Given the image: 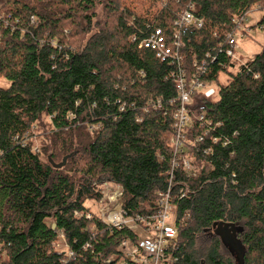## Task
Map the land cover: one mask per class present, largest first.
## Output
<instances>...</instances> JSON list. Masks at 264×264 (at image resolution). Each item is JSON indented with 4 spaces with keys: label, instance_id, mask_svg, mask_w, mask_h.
<instances>
[{
    "label": "trees",
    "instance_id": "16d2710c",
    "mask_svg": "<svg viewBox=\"0 0 264 264\" xmlns=\"http://www.w3.org/2000/svg\"><path fill=\"white\" fill-rule=\"evenodd\" d=\"M191 4L203 26L181 30L180 66L192 76L205 64L216 95L191 97L186 170L173 166L179 66L131 39L159 27L170 41ZM255 6L264 0H0V264H116L135 234L87 205L108 184L124 187L129 214L169 186L179 193L169 264H235L220 222L236 227L244 264H264V48L241 64L225 52ZM61 234L67 250L54 246Z\"/></svg>",
    "mask_w": 264,
    "mask_h": 264
},
{
    "label": "built area",
    "instance_id": "2783aa9c",
    "mask_svg": "<svg viewBox=\"0 0 264 264\" xmlns=\"http://www.w3.org/2000/svg\"><path fill=\"white\" fill-rule=\"evenodd\" d=\"M196 9V5L191 4L174 20L170 41L167 40L163 30L159 27L152 29L147 36L139 40L137 37L131 39L138 43V48L153 50L156 57L162 62L179 66V71L174 74L179 91V106L174 114L175 135L172 138V145L175 147V158L173 166H182L186 170H192L194 167L191 159L181 149L187 140L188 105L191 103V97L195 92L203 94L206 98L216 95V88L211 86L214 83L201 78V75L206 71L205 64L198 68V74L192 76L180 66L182 62L180 54L181 30L189 26L198 28L203 26V20L196 15ZM242 26L243 23L241 29ZM247 32L248 30H245L242 36ZM236 33L229 34V48L225 52L228 57L238 61L239 44ZM147 103L148 106L160 107V100L150 99ZM206 119L205 113L197 117L199 122H205ZM207 124L211 125L210 121H207ZM91 127L98 128L96 125H91ZM202 140L203 137L199 136L188 140V143L190 146H194ZM34 150L38 151V148L34 147ZM157 158L160 162L163 159L160 153H157ZM177 194L175 195L169 186L166 190L158 192L154 207L148 208L145 213L133 212L131 214L125 209L126 195L122 185L108 184L95 194L92 200L97 207L95 214L101 222L110 228H128L135 234L134 238H126L119 244L120 260L117 261V264H169L172 262L173 252L177 248L178 216L174 203ZM92 216L91 212L86 213V218L90 219ZM54 246L60 250L68 249L63 234L60 235Z\"/></svg>",
    "mask_w": 264,
    "mask_h": 264
},
{
    "label": "rangeland",
    "instance_id": "374dc122",
    "mask_svg": "<svg viewBox=\"0 0 264 264\" xmlns=\"http://www.w3.org/2000/svg\"><path fill=\"white\" fill-rule=\"evenodd\" d=\"M264 14V10L258 9L256 6L249 11L244 19L242 29L236 33V38L239 44V50L237 51L238 64L246 63L251 61L257 53H259L264 48V28L257 25L259 19ZM245 30H248L246 34H243ZM73 38L81 39L83 37V32L79 31L76 28L72 29ZM228 79L227 74H222L220 76L221 83H226ZM8 81L5 79H0L1 86H7ZM216 88L215 84L211 85ZM40 133V135H38ZM48 134V129L42 128L41 131L37 132L34 139L35 147H40L43 144V137L45 134ZM39 150V148H38ZM48 155H50L48 153ZM57 162H60L57 160ZM87 205L91 208L93 212L97 211V207L93 200L87 201ZM235 259H237V254L235 252ZM237 264V260H235ZM117 264V263H116Z\"/></svg>",
    "mask_w": 264,
    "mask_h": 264
},
{
    "label": "water",
    "instance_id": "95a60500",
    "mask_svg": "<svg viewBox=\"0 0 264 264\" xmlns=\"http://www.w3.org/2000/svg\"><path fill=\"white\" fill-rule=\"evenodd\" d=\"M48 160L54 168H62L67 162L66 158L60 162H56L51 154L48 156ZM214 227L215 233L222 238L225 244L229 245L236 252L238 264H244V251L237 239L236 227L233 224L223 222L215 224Z\"/></svg>",
    "mask_w": 264,
    "mask_h": 264
}]
</instances>
